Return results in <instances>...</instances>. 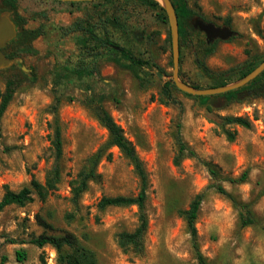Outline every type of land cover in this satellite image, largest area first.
I'll return each instance as SVG.
<instances>
[{
    "label": "rangeland",
    "instance_id": "obj_1",
    "mask_svg": "<svg viewBox=\"0 0 264 264\" xmlns=\"http://www.w3.org/2000/svg\"><path fill=\"white\" fill-rule=\"evenodd\" d=\"M186 1L199 16L217 25L230 24L234 34L207 47L202 33L186 29L180 47L183 82L211 88L213 79L226 72V82L234 83L243 78L246 64L264 59V0ZM16 2L24 27H41V36L32 43L37 54H23L12 59L14 68L0 69V94L9 81L15 91L0 119V200L6 189L19 191L32 179L44 183L54 163L57 127L63 156L61 181L45 201L35 195L34 202L12 205L0 214V264L4 257V264H60L52 247L30 243L43 233L74 234L95 252L98 264H198L180 211L200 193L204 200L196 228L206 260L264 264V98L252 97L212 112L180 91H174L177 104L162 102V86L173 73L170 26L144 0ZM5 9L0 0V15ZM90 33L145 63L136 68L145 85L111 62L113 51L101 47ZM196 58L213 79L197 67ZM74 68L79 74L70 72ZM90 96L105 97V108L134 145L148 176V227L141 252L123 251L117 240L119 233L138 226L137 206L98 207L103 197H135L140 191L134 167L118 147L105 148L96 168L98 178L89 182L77 207L71 201L72 181L109 140L107 129L85 104ZM226 116L245 118L251 128L233 124L223 129L216 121ZM179 126L183 141L198 158L183 157L176 165ZM216 186L248 205L252 225L241 227L238 209ZM19 250L27 252L23 262L17 260Z\"/></svg>",
    "mask_w": 264,
    "mask_h": 264
},
{
    "label": "trees",
    "instance_id": "obj_2",
    "mask_svg": "<svg viewBox=\"0 0 264 264\" xmlns=\"http://www.w3.org/2000/svg\"><path fill=\"white\" fill-rule=\"evenodd\" d=\"M6 5L7 11L13 17L14 22L19 27L17 37L12 40L7 47L3 50L9 59L18 58L23 54H37V50L32 47V43L41 36V27L38 29H27L23 25V19L17 12L16 0H2ZM103 1V0H101ZM150 7L158 10V17L163 22L168 24L167 14L162 7V5L157 0H144ZM176 11L179 24V37H180V47H181V37L186 32V29H191L196 31L197 28L194 27L192 21L195 18V13L192 11L187 4L186 0H171ZM59 2V1H57ZM95 2V1H93ZM70 5H75V2H68ZM230 25V24H228ZM231 29V27H230ZM93 39L99 42V45L104 48H110L113 51L110 61L119 65L123 68L130 70L135 78L140 82L143 87L145 85L146 79L143 78L137 71V67L143 66L140 59H137L131 52L124 48L118 47L111 41L107 39H102L90 33ZM139 36V35H138ZM140 38V36H139ZM168 42L171 44V34L168 32ZM13 49V51H12ZM211 54V51H208ZM127 63H124L123 61ZM261 62H253L246 64L241 71V78L253 71ZM195 64L197 67L207 72L208 76L212 77V73H209L206 65L198 58L195 59ZM15 66L13 65V68ZM74 75L79 74L78 69L74 68L70 71ZM82 72V71H81ZM80 72L81 75H83ZM225 75L227 73H222L217 79H213L214 83L211 87L225 86L226 82ZM181 73V57H180V78ZM174 91H180L176 88L172 79L165 82L162 86V102L166 104H177V99L174 96ZM14 88L12 81L7 83L6 89L0 94V119L6 112L12 98L14 95ZM182 92V91H180ZM187 97L195 98L200 100L202 106H204L209 112L214 110L222 109L232 103L242 102L246 99L252 97H263L264 98V72H262L256 79L249 82L247 85L230 91L225 94L216 96H192L182 92ZM104 96H90L86 99L85 104L87 108L95 115L99 123L105 127L109 133V140L104 148L97 152L94 156L90 157L83 169L78 174L77 179H74L71 183L72 198L71 201L74 206H78L79 200L83 193H85L89 188V182L98 178L96 173V168L100 159L104 154L106 147L116 146L118 147L124 156L133 165L134 171L140 181V191L135 197L128 196H117V197H103L98 203V207L102 210L108 207H129L137 206L138 208V221L139 224L133 232H121L117 236L118 246L125 252L129 250H135L141 252L144 249V237L148 227V218L146 212V204L148 199V187L149 180L144 168L142 161L140 160L134 145L125 137L123 129L114 121L111 114L104 106ZM60 103L59 98L56 100ZM219 121H216L219 126L223 129L226 125H240L244 128H251V123L241 117H217ZM227 133V132H226ZM229 140H233L234 136L227 133ZM176 145L178 147L177 157L175 158V164L180 163V159L183 157H193L198 158L197 153L191 149L182 139L180 126L178 128L176 136ZM52 148L54 151V163L50 170L47 172L44 183L32 179L30 185L23 187L19 191H13L6 189L3 197L0 200V214L8 207L12 205H17L24 207L27 204L34 202L35 195H37L42 201H45L53 191L58 188L61 181V159L63 156V141L61 137V130L59 127L55 129L54 138L52 140ZM210 173L216 176L215 169L211 165H207ZM216 191L228 198H230L234 206L238 209L239 219L241 227H247L254 223V218L248 205L242 204L236 201L222 186H216ZM204 200V194H197L193 200L190 202L188 209L180 211V214L184 217L188 232L191 236L192 247L197 259L198 264H210L206 258L203 256L199 244H198V232L196 228V221L200 212L201 204ZM73 218L74 215H69ZM46 228H51V225L40 221ZM15 243V241H10ZM31 244L39 248L45 246L52 247L58 256V262L60 264H98V259L94 251L82 245L77 237L72 233H65L62 236H53L43 233L37 237H33L30 240ZM27 258V252L25 250L17 251V260L20 262L25 261ZM6 258L4 257L1 264H4Z\"/></svg>",
    "mask_w": 264,
    "mask_h": 264
},
{
    "label": "water",
    "instance_id": "obj_3",
    "mask_svg": "<svg viewBox=\"0 0 264 264\" xmlns=\"http://www.w3.org/2000/svg\"><path fill=\"white\" fill-rule=\"evenodd\" d=\"M59 2H93L101 0H53ZM164 8L170 26L171 42H172V63L173 73L172 80L176 88L186 94L192 96H216L228 93L230 91L239 89L249 82L256 79L262 72H264V60L249 74L244 76L237 82L227 84L225 86L211 87V88H196L191 86L180 79V37H179V24L176 15L175 7L171 0H158ZM201 31L205 32L208 38H221L226 40L231 37L234 32L230 28H220L213 24L197 23ZM17 25L14 22L11 14L4 11L0 15V69H5L13 66L15 60L9 59L3 52L7 45L17 37Z\"/></svg>",
    "mask_w": 264,
    "mask_h": 264
},
{
    "label": "flooded vegetation",
    "instance_id": "obj_4",
    "mask_svg": "<svg viewBox=\"0 0 264 264\" xmlns=\"http://www.w3.org/2000/svg\"><path fill=\"white\" fill-rule=\"evenodd\" d=\"M198 22H201V23H204V24H213L214 26L220 27V28H230L231 27L230 25H228L226 23L217 25V24L213 23L212 21H210L208 19H205V18L199 16L197 13H195V18L193 19L192 23H193L194 27L197 28V30L196 31H192L191 29H188V30L191 31V32H199V33H202L204 35V39H205V43H206L207 47H213V46H215V43L217 41H220L221 38H217V37L216 38H208L207 35H206V33L203 32V31H201L200 28L197 26V23ZM231 30H232V27H231Z\"/></svg>",
    "mask_w": 264,
    "mask_h": 264
}]
</instances>
